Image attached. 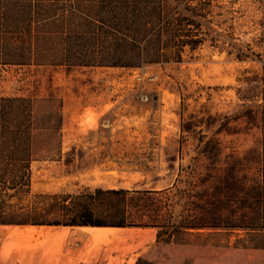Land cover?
Instances as JSON below:
<instances>
[{"label":"rangeland","instance_id":"1","mask_svg":"<svg viewBox=\"0 0 264 264\" xmlns=\"http://www.w3.org/2000/svg\"><path fill=\"white\" fill-rule=\"evenodd\" d=\"M201 21L207 34L197 48L139 67L61 64L62 45L48 38L33 43L31 62H0V96L31 98L35 115L30 191L0 194V207L31 222L0 223V264L23 263L16 241L31 236L17 233L33 226L48 230L87 210L117 221V198L89 197L97 188L150 191L124 203L127 222L159 227L163 255L145 264L167 256L174 264H264V240L245 229L186 226L213 221L211 194L229 173L228 223L260 208L264 0H213Z\"/></svg>","mask_w":264,"mask_h":264},{"label":"trees","instance_id":"2","mask_svg":"<svg viewBox=\"0 0 264 264\" xmlns=\"http://www.w3.org/2000/svg\"><path fill=\"white\" fill-rule=\"evenodd\" d=\"M212 3L213 0H184L175 4L167 0H0V62L19 65L31 62L36 55L33 43L44 38L62 45L61 64L70 66L139 67L182 58L186 48L195 49L204 41L207 31L201 18L209 15ZM9 43L20 45L1 46ZM34 116L31 98L0 96V194L4 196H12L10 190L15 195L30 191ZM262 172L258 182L260 208L254 215L248 211L243 223L227 221L223 204L231 187L230 179H235L229 173L228 177L217 178V190L211 194L212 203L217 206L211 211L213 221L186 226L240 227L249 236L264 240V163ZM147 194L150 191L97 188L88 196H115L118 200L115 213L119 219L112 222L92 219L91 211L87 210L83 219L65 224L153 225L129 223L126 219L127 200H143ZM19 214L17 210L0 207V223L31 222L16 219ZM144 260L148 259L142 257L136 264H145Z\"/></svg>","mask_w":264,"mask_h":264},{"label":"crops","instance_id":"3","mask_svg":"<svg viewBox=\"0 0 264 264\" xmlns=\"http://www.w3.org/2000/svg\"><path fill=\"white\" fill-rule=\"evenodd\" d=\"M89 227L111 230L98 236L85 230ZM159 232V227L154 225L54 224L48 230L33 226L27 232L17 233L31 237H16L22 239L16 244L23 246L15 249V258L22 260V264H136L142 257L153 259L163 255L159 249ZM36 233L45 235L33 237ZM168 257L166 264H174L176 257Z\"/></svg>","mask_w":264,"mask_h":264},{"label":"bare ground","instance_id":"4","mask_svg":"<svg viewBox=\"0 0 264 264\" xmlns=\"http://www.w3.org/2000/svg\"><path fill=\"white\" fill-rule=\"evenodd\" d=\"M86 231H91L95 235H107L111 230L110 228H102V227H89L85 229ZM37 231V230H36ZM25 232V231H24ZM31 233V232H30ZM32 234V233H31ZM34 234V232H33Z\"/></svg>","mask_w":264,"mask_h":264}]
</instances>
